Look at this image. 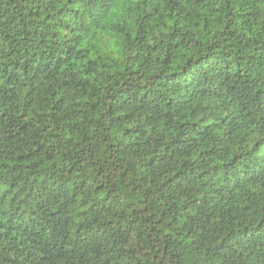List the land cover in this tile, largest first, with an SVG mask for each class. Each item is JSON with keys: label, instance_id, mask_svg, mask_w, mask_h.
Here are the masks:
<instances>
[{"label": "trees", "instance_id": "obj_1", "mask_svg": "<svg viewBox=\"0 0 264 264\" xmlns=\"http://www.w3.org/2000/svg\"><path fill=\"white\" fill-rule=\"evenodd\" d=\"M252 3L0 0V241L23 256L12 264H76L67 257L89 249L103 264H177L175 240L211 231L222 208L225 225L264 215V37L245 42L236 29L251 35L255 21L234 10ZM113 58L145 70L129 74L142 83L111 80L89 108L98 61ZM178 87L183 104L156 103ZM145 125L154 145L138 143ZM165 143L147 159L172 170L161 194L137 179V154ZM234 228L246 251L264 240V220ZM230 246L214 244L210 261Z\"/></svg>", "mask_w": 264, "mask_h": 264}, {"label": "clouds", "instance_id": "obj_2", "mask_svg": "<svg viewBox=\"0 0 264 264\" xmlns=\"http://www.w3.org/2000/svg\"><path fill=\"white\" fill-rule=\"evenodd\" d=\"M183 3V0H181ZM185 7H188L185 4ZM236 12H239L240 15L247 21L250 18L255 22L251 24L252 33L251 35L244 31L240 33L239 29H236L238 34H241V38L247 40H251L254 38L256 32H259L262 37H264V0H253V3L250 7L245 8L243 12H241L240 7H235L234 9ZM249 25L246 23L244 24V28L247 29ZM173 48V52L175 51V45H170ZM137 54L131 50L128 51L125 60L128 57L136 56ZM98 63L107 64L108 67L104 68L103 73H98V78L101 82L100 92L96 93L95 96L90 97L88 101L89 108L91 107L93 102L99 101L100 108H103V95L105 94V88L111 87V80H119L121 76L125 80H135L136 84H141L142 81L139 77L135 75H129L133 73L134 69L136 72L140 73V76L144 75L145 70L136 68L135 63L131 62L127 64V72L124 71V67L120 64L114 63L113 59H103L98 61ZM143 63V60H141ZM115 69V72L113 71ZM264 77V72L261 73V76H258V79ZM108 80L109 83L105 84L104 81ZM146 90V89H145ZM61 93L67 94L66 88L60 89ZM175 95L173 96L171 93H167L165 95H161L160 92L157 90L155 92L156 96L158 97L156 103L160 104L161 101L164 103L167 102L168 99H173V101L177 105H181L184 102V95L183 92L179 89L174 90ZM84 94L83 92L80 93V97L78 100L74 99L73 103H80L83 105L84 103ZM48 101H43L41 104L42 109H44L45 113L47 111ZM160 109L152 106V115L155 116L156 113H159ZM84 114V113H81ZM90 118H94L93 113L88 114ZM218 122V121H217ZM103 123V121H101ZM151 123V122H150ZM143 124V120L141 121ZM152 127H156L155 124H152ZM145 132L148 135H142L138 143H144L147 141L148 145H154L156 141L159 140V136L151 131L147 125L144 126ZM83 132L87 135V127L83 128ZM56 135V133H52ZM98 134V133H97ZM135 139V138H132ZM167 146V143L163 144V146L156 145L151 149V153L144 152L143 154H137L139 156L138 165L139 171L137 172V179L140 181L142 185H147L148 189L158 190L161 194L163 191L162 181L167 180L171 177L172 170L170 168H149L147 167V159L152 158L153 156L159 160L160 157L163 155V147ZM66 147V145H65ZM122 147H128V145H122ZM259 163V161H258ZM178 170V169H177ZM237 177L243 175V173L237 172ZM248 179H255L253 177ZM107 188V185H105ZM110 191V189H109ZM256 191V189L249 184L247 188H241V198L251 199V197H246L245 194L248 192ZM264 199V196L260 197ZM168 207H171L169 203ZM235 210V209H234ZM159 211L165 212L167 211L166 208H159ZM223 215V208L221 213H217L216 220L213 224L209 225L208 227L211 231L206 232L205 235H200L199 233H187L185 232L183 236L179 239L175 240V243L172 245L171 251L174 252L178 259L177 264H256L257 258H261L264 260V240H259L257 245L252 249L246 251L245 249L248 248V244L245 243H236V230L234 228L235 224L240 223L243 221L244 223H252V226L255 227L256 224H259L261 220H264V215L256 218L252 215H247V220H244V217L236 216L232 224H220L219 220L220 217ZM171 223V222H169ZM183 223V221H181ZM180 225H175L176 229H179ZM167 235L171 236V233H166ZM203 237V238H202ZM220 241H225L230 243L231 251L226 252L224 255H221L218 261H210V256L212 255L209 252V249H215L214 244H218ZM9 243L7 241H0V264H12L14 260L18 257L23 258L21 253H17L15 249L9 251ZM71 251V250H68ZM94 250L89 249L86 252L84 251L81 253L79 257L77 255L75 257H67L69 258L70 262L75 261L76 264H103V259L97 260L96 255L93 256L92 252ZM64 257L63 259H65ZM83 258V259H82ZM62 259V260H63Z\"/></svg>", "mask_w": 264, "mask_h": 264}]
</instances>
